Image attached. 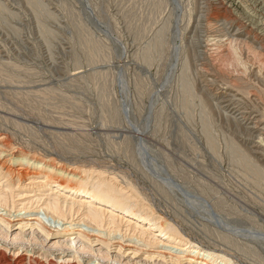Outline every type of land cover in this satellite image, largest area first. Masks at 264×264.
Listing matches in <instances>:
<instances>
[{
  "label": "rangeland",
  "instance_id": "1",
  "mask_svg": "<svg viewBox=\"0 0 264 264\" xmlns=\"http://www.w3.org/2000/svg\"><path fill=\"white\" fill-rule=\"evenodd\" d=\"M0 110V165L107 173L190 242L264 264V0H0ZM52 191L18 190L13 202L31 208L0 213L7 257L164 264L159 247L132 256L81 242L73 228L95 231L81 213L57 227L34 204ZM27 217L48 234L20 230Z\"/></svg>",
  "mask_w": 264,
  "mask_h": 264
},
{
  "label": "bare ground",
  "instance_id": "2",
  "mask_svg": "<svg viewBox=\"0 0 264 264\" xmlns=\"http://www.w3.org/2000/svg\"><path fill=\"white\" fill-rule=\"evenodd\" d=\"M237 33V31H233L231 36H236ZM159 38L160 37H158V39ZM155 45L158 46L159 42ZM182 83L184 94L187 96L189 92L187 80L183 78ZM233 97L235 98L237 95ZM184 102L187 106V101ZM249 124L253 123H248V126L246 125L247 129L252 132L255 131L256 128ZM261 130L264 131V129ZM132 133L140 135L137 131H132ZM209 143L212 146L210 140ZM251 144L258 147L257 141H252ZM4 149L2 145L0 147L1 155L7 154ZM255 152L260 158L264 159L263 152L256 150ZM230 155L235 161L239 162V164L251 170L245 156L240 154L239 150L234 146L230 147ZM9 156L12 155L9 154ZM0 157L2 158L3 156ZM22 161L25 162V165L28 164L33 166L35 169L33 174L29 176L26 171L27 169L19 166L16 169L6 166V163L12 165L15 163L11 158L6 159L3 161L2 165H0V179H6V181H3L4 183L0 182V213L5 211L3 212L4 216H6L8 212L11 214L10 211H14L15 217H22L26 212L25 210L31 208V206L23 204L18 205L13 202L12 199L14 198V194H16L15 192H18V190H33V194L28 193L26 195V199H29L37 196L39 193L45 192L46 188L50 187L53 190L52 196L55 198H49L47 201H44L42 198H36L34 201L36 205L35 209L40 210L42 213H46L49 218H51V221H53V224L57 223V227L65 224L66 221H72L75 213L76 215L81 213V220L78 221H86L95 231L86 232L81 228H73L71 232H75L77 238L88 245L98 243L106 249H116L118 254L130 251L132 256L138 254V252L143 253V247L146 249L159 247L162 250L157 251L156 257L154 258H159L164 264H180L182 260H186L187 264H234L225 256L209 252L187 240L186 237L177 230L176 226L155 215V212L153 213L151 208L141 203L138 197L134 196V194H130V190L127 191L125 190L126 187H121L118 182H116L117 178L111 177L107 173L97 170L74 173L60 166H56L50 161L40 160L32 162L24 158L23 160L21 159V162ZM15 172L19 180L17 181L16 188L13 189L9 182V178ZM27 176L29 177L25 179ZM23 180L27 182L24 186L20 187L19 184L21 185ZM3 184H5V186H3ZM102 206L104 208H102ZM74 207H76V212L74 211ZM19 222L20 225L18 227L20 230L28 227L30 229L35 228L38 232L44 233V235L48 234V232H46L48 230H46V224L40 217H27L25 221L20 220ZM0 223L4 224L7 229L11 225L10 219L3 217L2 214H0ZM66 229L67 228L62 229L63 233H65ZM155 233H157V236ZM113 239L122 241L127 239L136 245L135 247H132L130 244L123 245V243H117ZM145 252L146 251H144V253ZM15 253L18 255L16 258L13 256L7 257L5 251H0V264H56L51 261V259L43 262L31 256L25 257L22 253H19V250ZM150 259L152 260V258ZM78 261L80 262V259L73 257L72 262H68L67 264H78Z\"/></svg>",
  "mask_w": 264,
  "mask_h": 264
}]
</instances>
